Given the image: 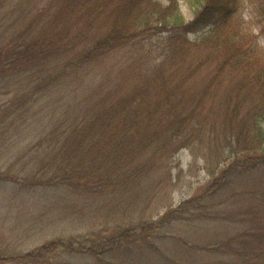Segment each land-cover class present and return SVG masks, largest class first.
<instances>
[{
  "label": "trees",
  "instance_id": "trees-1",
  "mask_svg": "<svg viewBox=\"0 0 264 264\" xmlns=\"http://www.w3.org/2000/svg\"><path fill=\"white\" fill-rule=\"evenodd\" d=\"M218 2L204 0L194 18L187 20L178 0H170L167 5L159 0H103L104 8H100L104 11L106 6L114 5L108 12L111 24L103 34L92 35L89 45L80 47L87 43L79 44L80 35L98 21L97 6L94 0H59L55 9L40 10L39 15L46 16L47 21L38 31L31 32L36 21L32 19L21 32L0 43L1 90L10 82L16 84L47 70L50 65L59 64L48 69L52 71L44 80L38 77L20 96L15 94L0 103V112H4L0 116V138L16 126L17 115H26L25 123L33 121L31 115L42 120L37 136L30 137L29 133L31 145L24 154L23 176L19 178L0 170V179L22 181L27 187L65 186L96 198L124 194L139 197L148 189L142 183L161 159L159 153L173 154L193 145L200 137L201 128H206L213 135L208 136L214 137L219 145H228L231 152L241 155L224 167L200 195L170 207L157 221L145 220L136 226L121 228L108 241L85 242L79 237L52 239L31 251L0 255V264H44L61 249L103 259L121 244L140 241L150 245L148 237L158 227L183 218L190 209L198 210L204 200L209 204L217 197L221 198L215 204L228 200V194H217L225 190L234 172L264 164V60L255 47L243 46L244 34L228 22L227 17L218 19V8H226ZM141 4L144 5L142 10L134 12ZM82 19L85 29L80 28ZM132 22L147 30L167 32L163 38L169 46L170 43L176 46L174 53L162 54L153 69L145 76L139 73L140 80L134 78L137 83L129 87L115 84L105 90L102 89L105 81L101 78L91 88L97 93L73 96L80 91L82 82L78 84L68 76L80 67H89L91 60L98 61L95 67L103 64L110 50L132 39L133 33L128 28ZM208 25H211L208 33L191 41L201 46L210 45L214 51L215 66L200 82L203 96L210 94L212 88L229 75L226 106L223 105L225 123L221 129H217L214 122L201 124L196 117L202 107L201 96L194 101L193 96H186L180 88V84L193 75L194 67L176 78L173 73L164 71L167 59L173 61L174 55L183 52L190 43L187 34ZM76 27L79 32L71 36L70 32ZM89 73L86 74L89 76ZM94 74L92 71L89 79ZM153 92L159 95L156 99ZM245 102L249 106L242 111ZM9 120L12 124L7 125ZM239 231L230 239L204 246L216 254V258L218 254H228V261L215 258L181 264H264V249L247 245L248 235H255V229ZM204 248L201 247L202 251ZM167 264L180 263L170 259Z\"/></svg>",
  "mask_w": 264,
  "mask_h": 264
},
{
  "label": "rangeland",
  "instance_id": "rangeland-1",
  "mask_svg": "<svg viewBox=\"0 0 264 264\" xmlns=\"http://www.w3.org/2000/svg\"><path fill=\"white\" fill-rule=\"evenodd\" d=\"M58 1L0 0V43L21 32L32 19L36 21L31 32L38 31L47 21L46 16L39 15L40 10L55 9ZM159 1L167 5L170 0ZM102 2L103 0H94L99 15L93 27L85 29V20H80V28L85 30L78 41L79 44L87 42L80 47L89 45L92 35L103 34L111 24L108 12L114 5L106 6L104 11L100 8H104ZM178 2L185 18L192 20L204 0ZM218 3L219 6L226 7L218 8V19L227 17L226 20L244 34L243 46L252 49L255 47L256 53L264 60V0H219ZM143 6L137 5L134 12L141 11ZM128 28L133 33L132 39L120 44L117 49L110 50L103 64L101 62L95 67L98 61L91 60L88 62L90 68L85 65L68 76L69 80L75 79L78 84L82 82L80 91L74 92L73 96L97 93L91 88L101 78H104L105 85L102 89L105 90L115 84L129 87L135 82L134 78L140 80L139 73L143 76L149 73L162 54L174 53L176 46L172 43L169 46L163 38L167 32L147 30L133 22L129 23ZM210 28L211 25H208L190 31L187 34L190 43L183 52L174 55L173 58H176L173 61L167 59L164 71L167 74L173 73L176 78L181 72L194 67L193 75L185 79L180 88L185 91L186 96H193L194 101L201 96L202 107L197 111V120L201 124L214 122L215 127L221 129L225 123L223 105L226 106L224 101L228 95L229 75L217 83L210 94L203 96L200 82L215 66L214 51H211L210 45L201 46L191 41L201 38ZM77 30L79 32L80 29L73 28L70 35H75ZM209 56L211 57L207 58ZM57 65L59 64L50 65L46 67L47 70L16 84L10 82L7 87L0 89V103L29 90L38 81V77L40 80L47 78V74L52 71L48 69ZM92 71L95 74L89 79ZM87 72H90L89 76ZM136 73L138 75L134 77ZM5 89L8 91L3 93ZM152 96L156 99L159 95L153 92ZM49 99L52 100L51 97ZM248 106V102L243 103L242 111ZM3 113L0 112L1 117ZM26 117L17 115L16 126L0 138V170L11 172V175L19 178L23 176L22 171L26 166L24 154L31 145L29 133L30 137H36L42 123L41 119L33 118L34 115H31V123H25ZM6 124H12V120ZM30 129L32 131L28 132ZM199 132L200 137L194 140L193 145L182 147L173 154L168 151L159 153L161 159L155 165L153 173L142 183L148 189L139 197L124 194L96 198L76 193L65 186L27 187L22 181L0 179V255L31 251L52 239L79 237L85 242L101 239L108 241L121 228L136 226L145 220L157 221L170 207H177L183 201L200 195L221 174L224 167L233 160L240 159L241 155L231 152L230 146L224 143L221 146L218 141L215 142L214 137L208 136L210 133L206 128H201ZM218 161H221L220 164ZM241 170L243 169L234 172L229 177L225 190L217 194H228V200L217 204L216 201L221 197L212 200V204L204 200L198 210L190 209L184 213L183 218L158 227L148 237L150 245L140 241L121 244L109 251L103 259L61 249L44 264H167L170 259L179 261L180 264L188 261H211L215 260L216 254L204 246L217 240L222 242L230 239L239 230L246 228H254L253 234L256 232L253 236L251 233L248 235L247 245L250 247L254 244L264 249V164ZM198 214L202 215L195 218ZM222 259L228 261L230 256L226 253L218 254L216 260Z\"/></svg>",
  "mask_w": 264,
  "mask_h": 264
}]
</instances>
